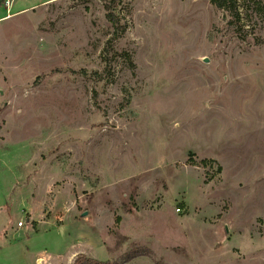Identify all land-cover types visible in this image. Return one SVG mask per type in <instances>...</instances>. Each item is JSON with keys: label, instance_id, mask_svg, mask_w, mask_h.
Segmentation results:
<instances>
[{"label": "rangeland", "instance_id": "obj_1", "mask_svg": "<svg viewBox=\"0 0 264 264\" xmlns=\"http://www.w3.org/2000/svg\"><path fill=\"white\" fill-rule=\"evenodd\" d=\"M105 6L0 0V264H264V0Z\"/></svg>", "mask_w": 264, "mask_h": 264}, {"label": "trees", "instance_id": "obj_2", "mask_svg": "<svg viewBox=\"0 0 264 264\" xmlns=\"http://www.w3.org/2000/svg\"><path fill=\"white\" fill-rule=\"evenodd\" d=\"M106 1V10H107V18L108 20L113 24L114 26V33H113V37L110 40V42L112 40H115L117 38H119L121 36V34L123 33V31L125 30V27L121 26L120 22H119V18L117 17V15L115 14L114 10L117 8L118 4L120 2H122L123 0H105ZM219 1H227V0H219ZM223 4L221 2H219V6H222ZM0 127H1V121H0ZM118 219H120V217H118ZM90 264H107V263H99L96 261H90Z\"/></svg>", "mask_w": 264, "mask_h": 264}, {"label": "built area", "instance_id": "obj_3", "mask_svg": "<svg viewBox=\"0 0 264 264\" xmlns=\"http://www.w3.org/2000/svg\"><path fill=\"white\" fill-rule=\"evenodd\" d=\"M14 2L15 0H3V5H5L8 12L11 10L12 6L14 5ZM180 210H181L180 208L177 209V211H180ZM19 225H23V222H20Z\"/></svg>", "mask_w": 264, "mask_h": 264}, {"label": "bare ground", "instance_id": "obj_4", "mask_svg": "<svg viewBox=\"0 0 264 264\" xmlns=\"http://www.w3.org/2000/svg\"><path fill=\"white\" fill-rule=\"evenodd\" d=\"M11 16H9V17H6V18H10Z\"/></svg>", "mask_w": 264, "mask_h": 264}]
</instances>
